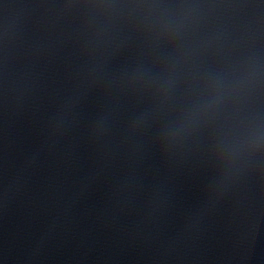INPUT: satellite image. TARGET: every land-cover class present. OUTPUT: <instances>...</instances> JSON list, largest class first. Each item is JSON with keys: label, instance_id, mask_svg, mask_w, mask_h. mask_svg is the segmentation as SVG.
I'll use <instances>...</instances> for the list:
<instances>
[{"label": "water", "instance_id": "1", "mask_svg": "<svg viewBox=\"0 0 264 264\" xmlns=\"http://www.w3.org/2000/svg\"><path fill=\"white\" fill-rule=\"evenodd\" d=\"M96 3L0 0V264H264V151L163 140L150 38ZM206 3V59L264 53V0Z\"/></svg>", "mask_w": 264, "mask_h": 264}, {"label": "clouds", "instance_id": "2", "mask_svg": "<svg viewBox=\"0 0 264 264\" xmlns=\"http://www.w3.org/2000/svg\"><path fill=\"white\" fill-rule=\"evenodd\" d=\"M99 14L136 21L150 38L151 58L123 72L152 91L169 117L166 142L209 139L219 159L264 151V53L220 64L206 59L200 30L214 6L206 0H97ZM150 115L141 113L138 122Z\"/></svg>", "mask_w": 264, "mask_h": 264}]
</instances>
